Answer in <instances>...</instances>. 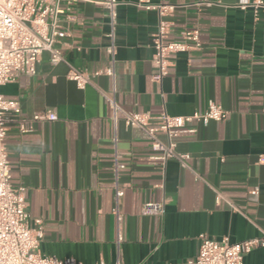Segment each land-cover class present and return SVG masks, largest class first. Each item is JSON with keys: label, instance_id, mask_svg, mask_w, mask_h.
Masks as SVG:
<instances>
[{"label": "crops", "instance_id": "1", "mask_svg": "<svg viewBox=\"0 0 264 264\" xmlns=\"http://www.w3.org/2000/svg\"><path fill=\"white\" fill-rule=\"evenodd\" d=\"M102 0H81L70 14V35L57 44L64 61L42 54L35 76L0 86L19 100L21 119L54 112L57 121L35 123L22 133L9 126L7 145L15 187L27 191L28 210L44 222L40 252L82 264H187L197 256L199 236L232 243L264 236V11L258 16L241 0H148L174 7L170 39L199 30L201 49L173 59L169 75L153 80L152 37L158 14L119 0L117 75L100 76L80 89L71 68L90 74L109 64V27ZM123 111L191 116L209 102L228 112L222 122L189 125L177 153L189 158L165 164L152 160L151 140L115 125L107 97ZM17 119V118H15ZM119 184L115 213V145ZM167 142L164 134H159ZM257 191V194L252 192ZM147 203L164 205L162 215L144 214ZM243 264H264V246Z\"/></svg>", "mask_w": 264, "mask_h": 264}, {"label": "built area", "instance_id": "2", "mask_svg": "<svg viewBox=\"0 0 264 264\" xmlns=\"http://www.w3.org/2000/svg\"><path fill=\"white\" fill-rule=\"evenodd\" d=\"M81 0H0V86L15 82L21 76H35L37 65L45 52L51 55V62L58 64L64 61L62 51L57 44L69 37V25L77 19L70 14L74 3ZM110 40L106 53L109 64L92 74L71 68L68 79L75 82L78 88L85 89L93 85V81L100 76L115 80L117 75L116 59V30L118 25L119 0H102ZM138 7L158 14L157 31L152 37L154 49L153 65L158 73L153 80L161 82L169 75L173 59L189 53L191 50L201 49L199 30H185L179 40H171L172 23L166 17L172 12V6L152 4L148 0H139ZM242 8L251 7L258 16L264 11V0H241ZM113 110L112 120L116 125L119 115L125 125L143 131L151 140L154 152L152 160L166 163L170 159L183 162L188 155L177 153V139L185 133H194L189 127L193 122L208 126L212 121L222 122L227 119L228 112L220 104L209 102L207 109L191 116H170L162 113L153 116L149 113L126 112L121 109L115 95L107 97ZM21 102L7 99L0 95V264H82L74 258L59 259L53 255L40 252V246L45 236L42 219L32 218L28 210L27 191L24 186L15 187L9 158L7 138L9 126L17 122L22 133L32 130L35 123L42 121H57L54 112L36 114L31 120L21 119ZM17 118V119H15ZM164 134L167 142L159 138ZM115 145V213L120 216V200L124 196V189L119 184V171L124 168L119 163L117 152V138ZM257 194V191L252 192ZM144 214L162 215L164 205L147 203L143 207ZM197 256L187 264H243L244 256L255 247L264 246L262 238L249 239L232 243L229 237L215 240L206 234L199 236ZM98 264H106L100 262ZM116 264H122L120 260Z\"/></svg>", "mask_w": 264, "mask_h": 264}]
</instances>
